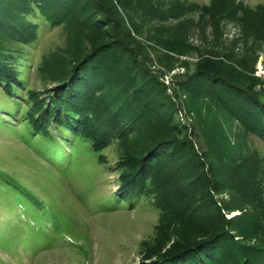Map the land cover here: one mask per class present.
Masks as SVG:
<instances>
[{
	"label": "trees",
	"instance_id": "trees-1",
	"mask_svg": "<svg viewBox=\"0 0 264 264\" xmlns=\"http://www.w3.org/2000/svg\"><path fill=\"white\" fill-rule=\"evenodd\" d=\"M160 4L0 0V122L13 120L9 126L62 172L77 168L81 154L103 163L102 150L117 144L119 156L110 169L118 172L117 188L105 208L114 207V201L133 205L149 199L159 210L154 236L141 241L146 263L139 264H264V152L245 147L243 140L252 135L264 144V80L238 69L247 62L251 68L252 57L245 56L253 49L235 54L237 38L219 51L201 49L194 70L175 80V95L180 90L184 102L175 101L162 74L150 67L151 45L136 37L139 28L132 18V5L148 15L184 17L153 39L163 49L157 61L172 69L177 61L186 66L178 56L194 48L185 39L187 25L228 18L243 24L241 39L251 34L264 39V5L252 9L235 0L181 1L162 9ZM192 11L199 12L197 19ZM45 24L62 27L65 43L43 54L36 66L46 85L30 87L19 45H32ZM200 101L217 105L238 131L200 118L192 110ZM183 107L199 118L193 117L190 131L175 118ZM201 141L198 150L195 143ZM18 191L26 220L40 234L35 244L52 239L45 238L46 228L56 236L68 229L62 227L68 217L60 203L56 210L53 199ZM221 192L228 197L218 200L215 193ZM15 241L21 243L19 236Z\"/></svg>",
	"mask_w": 264,
	"mask_h": 264
},
{
	"label": "rangeland",
	"instance_id": "rangeland-1",
	"mask_svg": "<svg viewBox=\"0 0 264 264\" xmlns=\"http://www.w3.org/2000/svg\"><path fill=\"white\" fill-rule=\"evenodd\" d=\"M156 1H160L158 7L162 9L169 8L171 2L182 1L198 5H207L211 2V0ZM235 1H241L252 9L264 5V0ZM132 6L134 7L132 18L139 28V32L134 33L137 38L151 45V48H147L150 54L148 63L155 72L162 74L167 91L175 101L184 99V94L180 93V90H177L175 95V80L179 74L194 70L196 62L202 58L201 49L219 51L221 45L228 47L231 40L236 38L238 41L232 49L235 54L240 56L246 50L254 51L246 53L245 56L248 59L252 57L251 68L248 67L247 62L245 69L240 67L238 69L247 75L257 77L259 82L264 80V39L262 37L255 39L253 34L241 39L243 24L240 21L222 18L217 21H204L198 26L187 25L185 39L194 48L178 56L186 66L180 65L177 61L174 62L172 69H167L156 59L157 51L161 52L163 49L153 39L165 36L164 33L161 34L162 28L170 27L184 17L172 18L167 13L162 14L161 17L152 13L148 15L144 12V8ZM167 12H172V8ZM190 15L197 19L199 12L192 11ZM195 19L193 22H196ZM217 30L220 31L216 32ZM64 43L65 30L60 26L48 27L45 24L40 27L37 39L32 45H19L22 49L21 56H25L26 60L23 64L26 67L27 85L30 87L46 85L40 78L36 66L43 54L63 47ZM186 107L179 108L175 118L181 121V125L188 126L190 131L193 117L199 118L195 112L189 111ZM218 109L217 105H208L200 101L196 109L192 110H198L200 118L215 119L219 124L237 132L235 122L224 119ZM5 120L9 123L0 122V264L146 263V260L142 261L141 241L152 239L154 236L159 222V210L149 202V199L135 201L133 205L114 201V207L105 208V200L110 199L112 192L117 188L118 172L115 168L114 171L110 170L115 166L119 156L117 144L114 143L102 150L105 157L103 163H97L95 157L89 159L81 154L77 168L71 166L62 172L39 155L36 146L29 138L9 126L13 120L6 118ZM230 136V141L233 142L236 137L231 133ZM243 140L245 147H255L264 152V144L255 136L247 135ZM201 143L202 141L195 143L198 150H201ZM16 183H19V186H16ZM18 187L22 190H32L48 201L53 199L50 202L56 210L60 203L58 206L67 212L68 217V220L63 217L62 227L68 229L60 232V236H56L50 227L46 228L44 231L48 233V237L45 238L52 237V239L35 244L34 241L40 234L26 220L27 209L24 202L20 201L24 197L21 191H18ZM17 195L22 198H18ZM215 197L222 200L228 196L226 192H221L215 193ZM233 214L234 212L231 211L226 216ZM64 232L68 234L63 235ZM17 236L21 239V243L19 241L12 243V239ZM74 243L83 244L85 249Z\"/></svg>",
	"mask_w": 264,
	"mask_h": 264
}]
</instances>
